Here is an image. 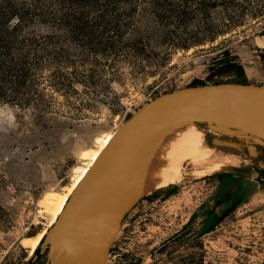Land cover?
<instances>
[{"label":"rangeland","instance_id":"rangeland-1","mask_svg":"<svg viewBox=\"0 0 264 264\" xmlns=\"http://www.w3.org/2000/svg\"><path fill=\"white\" fill-rule=\"evenodd\" d=\"M138 20L144 34L145 19ZM220 47L236 53L244 68L243 77L222 83L264 85L263 18L188 49L154 38L136 64L122 59L120 45L118 58L88 55L78 68H93L96 59L105 74L93 85L79 79L66 93L48 90L42 113L33 105L0 103V264L30 259L20 240L47 228L39 200L70 184L82 164L81 150L94 147L96 136L115 131L155 97L205 82ZM199 125L227 169L138 199L127 196L105 264H264V185L255 181L264 176V158L256 151L264 141L235 128ZM218 209L217 218L209 214ZM34 264H48L47 252Z\"/></svg>","mask_w":264,"mask_h":264},{"label":"trees","instance_id":"trees-1","mask_svg":"<svg viewBox=\"0 0 264 264\" xmlns=\"http://www.w3.org/2000/svg\"><path fill=\"white\" fill-rule=\"evenodd\" d=\"M138 17L145 19L144 34ZM263 18L264 0H0V103L33 105L42 113L48 90L66 93L79 79L93 85L105 74L96 59L95 67L78 68L88 55L118 58L120 45L122 59L136 64L154 38L188 49ZM218 51L205 82L192 86L244 76L236 53L227 47ZM112 61L111 68L117 59ZM256 151L264 158V146ZM255 181L264 185V176ZM32 257L26 264L40 258Z\"/></svg>","mask_w":264,"mask_h":264},{"label":"water","instance_id":"water-1","mask_svg":"<svg viewBox=\"0 0 264 264\" xmlns=\"http://www.w3.org/2000/svg\"><path fill=\"white\" fill-rule=\"evenodd\" d=\"M183 122L235 128L264 141V85H196L145 103L114 131L32 259L47 252L48 264H105L136 159L153 136Z\"/></svg>","mask_w":264,"mask_h":264},{"label":"bare ground","instance_id":"bare-ground-1","mask_svg":"<svg viewBox=\"0 0 264 264\" xmlns=\"http://www.w3.org/2000/svg\"><path fill=\"white\" fill-rule=\"evenodd\" d=\"M207 131L199 124L183 122L172 124L153 136L133 165L128 180L127 195L132 199H138L156 190L178 185L186 178H203L224 172L227 169L226 165L216 160L214 148L207 144ZM113 133L114 131L105 132L96 136L94 147L80 151L82 164L72 174L70 184L62 191L48 190L39 200L41 212L49 219L47 228L32 236L21 238L20 243L28 249L30 256L34 254L46 231L54 224L66 205L76 185L111 139ZM188 168H191L190 172Z\"/></svg>","mask_w":264,"mask_h":264},{"label":"crops","instance_id":"crops-1","mask_svg":"<svg viewBox=\"0 0 264 264\" xmlns=\"http://www.w3.org/2000/svg\"><path fill=\"white\" fill-rule=\"evenodd\" d=\"M219 211H220V209H218L217 211H210L209 214L212 213V214H214V215L216 216V218H217V212H219ZM209 214H207V216H208ZM207 216H206V217H207Z\"/></svg>","mask_w":264,"mask_h":264}]
</instances>
